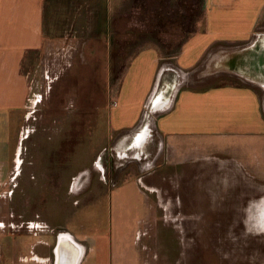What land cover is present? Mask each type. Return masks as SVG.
Returning a JSON list of instances; mask_svg holds the SVG:
<instances>
[{"label": "rangeland", "instance_id": "374dc122", "mask_svg": "<svg viewBox=\"0 0 264 264\" xmlns=\"http://www.w3.org/2000/svg\"><path fill=\"white\" fill-rule=\"evenodd\" d=\"M112 1L108 37L96 19L76 24L100 0L84 10L47 4L54 19L46 18L45 45L23 66L30 96L16 114L19 166L13 185L0 187V264L37 259L30 245L48 249L46 264H56L64 233L106 248L101 264L124 263L133 251L141 264H264V135L170 143L149 132L136 147L132 132L110 127L134 56L153 47L175 58L203 29L204 0ZM179 2L192 4L193 21L175 14ZM135 180L146 198L142 218L130 207ZM122 184L126 202L118 206L112 195ZM118 210L127 216L115 218Z\"/></svg>", "mask_w": 264, "mask_h": 264}, {"label": "crops", "instance_id": "0c3cea01", "mask_svg": "<svg viewBox=\"0 0 264 264\" xmlns=\"http://www.w3.org/2000/svg\"><path fill=\"white\" fill-rule=\"evenodd\" d=\"M67 1L82 10L92 3ZM100 1L99 7H94L98 11L95 15L79 13L76 24L79 26L83 20L90 26L96 19L97 25L106 26L103 37H108L113 1ZM60 2L0 0V187L13 185L19 166L21 120L16 114L26 108L30 96L23 66L31 51L45 45L46 18L54 19L52 12L47 17V4ZM204 5L203 29L188 38L175 58L163 59L156 48H145L126 69L110 109V127L114 132H132L133 145H144L149 132L170 143L184 137L231 141L238 136L264 135V29L258 28L264 20V0H204ZM131 183L134 200L130 207L145 217L141 214L146 202L144 192L136 180ZM119 187L112 195L118 206L126 202L121 189L125 186ZM124 216L127 213L118 210L115 218ZM76 241L78 258L71 262L67 258L64 264H101L97 256L103 259L106 248ZM59 246L58 242L55 256ZM128 248L126 244L123 249ZM28 249L38 256L25 257L28 263L37 260L35 264H46L50 260L45 247L37 246L33 252L30 245ZM133 252H125L124 263L118 264H141L140 254Z\"/></svg>", "mask_w": 264, "mask_h": 264}, {"label": "flooded vegetation", "instance_id": "af4514ba", "mask_svg": "<svg viewBox=\"0 0 264 264\" xmlns=\"http://www.w3.org/2000/svg\"><path fill=\"white\" fill-rule=\"evenodd\" d=\"M64 235L65 236L60 237L61 240L60 239L58 240L60 246L57 249V252H58V258L60 260L59 261L60 264H64L67 258H69V260H70V258L71 259L73 258V260H76L79 256V253H80L79 251H77L75 249L76 246L74 247V243H73L74 240H70V239L68 240V236H66L67 234L64 233ZM64 239H66V242H64ZM62 245H63V247H62ZM77 247L80 248V246H77ZM61 248L66 249V251H64ZM68 248H69V250H68ZM68 254H70V255H68Z\"/></svg>", "mask_w": 264, "mask_h": 264}, {"label": "trees", "instance_id": "16d2710c", "mask_svg": "<svg viewBox=\"0 0 264 264\" xmlns=\"http://www.w3.org/2000/svg\"><path fill=\"white\" fill-rule=\"evenodd\" d=\"M198 3V2H197ZM192 4L190 5V6H188V7H183V5H182V3L181 2H179V3H175V5L173 6V7H175L174 8V11H175V14L176 15H178L179 16V14L181 15V13H182V16L185 18V21H184V23H186V22H188V21H190V19L192 18V21L194 20V18H193V16H192V11L194 10V9H192ZM170 9V7H168V10ZM165 11H167V9L165 10ZM164 11V13L166 14V12ZM158 15H160V14H158ZM188 19V20H187ZM159 28H165V26H166V24H164V22H162V21H160V23L157 25ZM191 31V26L188 28V31H186V32H190ZM192 32V31H191ZM160 50V49H159ZM162 51V50H161ZM162 53L163 54H165L166 56H164V58L165 57H167V58H172V57H174V56H171L173 53L172 52H167V53H164L163 51H162Z\"/></svg>", "mask_w": 264, "mask_h": 264}, {"label": "bare ground", "instance_id": "6f19581e", "mask_svg": "<svg viewBox=\"0 0 264 264\" xmlns=\"http://www.w3.org/2000/svg\"><path fill=\"white\" fill-rule=\"evenodd\" d=\"M138 134H139V133H138ZM144 135H145V134H144ZM134 138H135V137H134ZM129 141H131V140H129ZM152 143H153V142H152ZM132 144H133V143H132ZM145 144H146V143H145ZM145 144H144V145H145ZM127 145H128V144H127ZM135 146H136V145H135ZM136 147H137V146H136ZM144 147H145V146H144ZM142 148H143V147H142ZM140 149H141V148H140ZM156 149H157V148H156ZM156 149H155V151H156ZM150 150H151V148H150ZM139 154H140V153H139ZM141 154H142V153H141ZM68 235H69V234H68ZM69 236H71V235H69ZM71 237H72V236H71ZM71 237H70V238H71ZM62 239H63V238H62ZM60 240H61V239H60ZM70 240H72V238H71Z\"/></svg>", "mask_w": 264, "mask_h": 264}]
</instances>
